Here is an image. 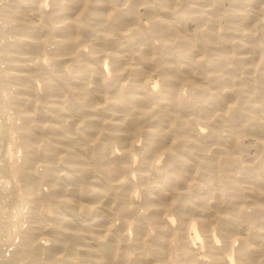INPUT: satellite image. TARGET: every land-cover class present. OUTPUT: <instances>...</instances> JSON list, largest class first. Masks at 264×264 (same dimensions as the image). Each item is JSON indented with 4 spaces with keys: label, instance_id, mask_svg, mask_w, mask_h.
I'll use <instances>...</instances> for the list:
<instances>
[{
    "label": "bare ground",
    "instance_id": "bare-ground-1",
    "mask_svg": "<svg viewBox=\"0 0 264 264\" xmlns=\"http://www.w3.org/2000/svg\"><path fill=\"white\" fill-rule=\"evenodd\" d=\"M204 1L0 3V92L14 84L6 97L20 123L12 119L8 127L17 132L23 160L8 166L22 181L18 192L27 204L19 217L26 225L13 229L20 239L0 264H264L258 258L264 254V105L252 96L231 99L237 92L232 84L224 89L225 76L203 75L195 65L202 42L210 41L204 56L229 64L231 77L243 83L264 77L248 57L259 51L264 59V47L256 49L259 42L244 24L245 9L260 1L229 0L231 28L222 33L212 29L221 3L208 0L207 7ZM137 5L161 18L149 26L157 46L136 17ZM180 12L202 25L204 19L202 40L179 33ZM5 31L13 32L11 39ZM173 44L183 55H173ZM154 54L159 78L149 83L139 65ZM215 65L211 70L222 68ZM34 77L42 78L41 91ZM220 78L225 84L214 85ZM183 82L191 84L181 92ZM239 125L241 133L257 136L259 164L235 151ZM221 163L228 181L222 189L208 183ZM226 192L237 198L230 209L222 202Z\"/></svg>",
    "mask_w": 264,
    "mask_h": 264
},
{
    "label": "rangeland",
    "instance_id": "rangeland-1",
    "mask_svg": "<svg viewBox=\"0 0 264 264\" xmlns=\"http://www.w3.org/2000/svg\"><path fill=\"white\" fill-rule=\"evenodd\" d=\"M3 0H0V3L2 2ZM211 1V0H210ZM209 1V2H210ZM260 1V3L258 4V6L255 8V7H249L248 6V11H247V9H245L246 10V13H247V17H246V21H245V26H247L246 28H245V26H244V28H245V31L248 33V34H250L251 36H253L254 38H256V39H259L258 41H256V39H253V41L254 42H259L258 43V45L256 46V45H254V46H256V49H260V48H263L264 47V39H263V37H264V34H263V25H264V3H262V2H264V0H259ZM206 2H207V4H208V0H205L204 1V3H205V5H206ZM218 3H221V4H219V8H218V12L217 13H219L220 11V13L219 14H217L216 13V11H217V9H216V7H215V11L212 13V17H215L214 19L212 18V20H213V28L212 29H214L215 28V31L216 32H223L224 30H226V31H224V32H227L228 31V28H229V30H230V28H231V23L232 22H230V20H228V16H230V15H232L231 13H232V11L233 10H231V5L229 6V4H230V2H229V0H223V1H221V0H219V2ZM223 3V4H222ZM229 3V4H228ZM261 3H262V5H261ZM222 5H224V8H226V9H221V6ZM261 5V6H260ZM138 6V5H137ZM136 6V7H137ZM207 7H208V5H206ZM211 6V5H210ZM229 6V7H228ZM223 7V6H222ZM138 10L136 9V12L135 13H138V14H136V17H137V19H139L138 21H139V23L142 25L141 27L143 28V30H144V32L146 33V35L148 34H150L151 35V40H150V42L153 44V45H156L157 46V44H159V41L158 42H155V41H157L156 39H154V32L152 33V32H150V30H149V26L152 24V21H155V20H160L161 18L159 17V16H156L154 13V15L153 14H151V13H149L150 14V16H149V14H147V13H145V11H144V7L142 6V5H139L138 7ZM230 8V9H229ZM256 9V10H258V12L256 13H252V9ZM254 9H253V12H254ZM143 10V11H142ZM220 10V11H219ZM223 10V11H222ZM225 10H227V13H230V15L228 14L227 15V18H225L226 17V11ZM213 11V10H212ZM143 13V14H142ZM183 13L184 12H180V13H178L179 15L177 16L176 15V20H177V22H178V24H180L179 25V28H183V30L182 29H178V30H180L179 31V33H181L182 35H184V33H185V36H187L186 34H188V35H190L189 36V38H195L196 40H197V38L198 37H200V38H198V40H202L201 38L203 37V35H204V32H202L204 29L203 28H205L206 27V23H205V21H204V19H202V21L205 23H203V25H202V22L199 20V21H195L194 19H193V17L191 16V18H190V13L189 12H187L186 14L184 13V15H183ZM216 13V14H215ZM263 13V14H262ZM145 14V15H144ZM213 14L215 15V16H213ZM224 14H225V16H224ZM148 15V16H147ZM180 15H182V16H180ZM262 15H263V17H262ZM147 16V17H146ZM189 16V17H188ZM190 18V19H189ZM224 19H226V20H224ZM207 21V20H206ZM228 21V23H226ZM195 22H196V24L198 23V22H201V23H198V24H201V25H196L195 24ZM229 22H230V24H229ZM244 22V21H243ZM143 23H145V24H143ZM227 24H229V25H227ZM227 25V26H226ZM199 26H201V27H199ZM229 26V27H228ZM228 27V28H227ZM227 28V29H226ZM200 29V30H199ZM198 30H199V32H198ZM213 31V30H212ZM4 33H6L7 34V31H5ZM13 32L11 31V33L9 32L8 34H7V37H9V39H11L10 37H12V34ZM144 33V34H145ZM202 33V34H201ZM12 34V35H11ZM15 34V33H14ZM200 35V36H199ZM1 36V35H0ZM4 37H5V34H4ZM4 37L2 38V37H0L1 39L0 40H2V39H4ZM262 38V39H261ZM47 41V40H46ZM48 43H46L45 42V44H47V45H50L49 43H50V41L48 40L47 41ZM212 42H208V41H205V42H202V44H203V49L205 50V51H203L204 52V54L203 55H197L196 56V66L198 67V69L200 68V71H202L201 72V74H203V72H207V70H208V72H207V75L209 76V75H211V74H217L218 76H221V78H223V76H225V80L227 81V82H225V83H227V84H225L224 83V79H219V80H216V82L215 81H213L214 82V85H217L218 84V82H219V84L220 85H222L223 86V84H222V81H223V83L225 84V85H231V87H233V89H235V91L237 92V95L236 94H234L233 96H231L230 98L231 99H235V97H236V99H244L243 101L245 102V100H246V98H248L247 100H249L250 98L252 99V97H254L253 99L254 100H256L258 103H260V104H262V105H264V96H263V92L261 91V89L259 88L260 87V83H262V82H264L263 80H264V77H262V76H256L255 74H256V72H255V74H254V72L252 71L251 73H253L256 77L255 78H253L254 76L252 75V74H249L250 76L252 75V78L251 79H249V80H246V82H247V85H246V82L245 83H243V80H240V79H238L237 80V75H234L233 77H231V73L230 72H228V74H227V72H226V69L230 66L229 64H220V63H218V62H210V60H208L204 55H207V54H209V53H206V52H210L211 50H209L208 51V45H210ZM225 43L226 44H228V45H230L231 44V42L230 41H225ZM172 45V44H171ZM170 45V46H171ZM124 46H126V48H128V43H127V45H124ZM173 47H174V49H173V55L175 56V57H179V56H181V55H183V53L181 52V51H179V47H177V45L176 44H173ZM177 48H178V50H177ZM152 47H150L149 48V51H151L152 52ZM155 49V48H154ZM155 50H157V49H155ZM234 51V50H233ZM181 52V53H180ZM0 53H1V51H0ZM229 53V52H228ZM227 53V54H228ZM232 53V54H231ZM260 52L258 51H256V53L255 52H250V53H248V57L249 58H251L250 60V62H249V64H250V66H253V67H263L261 70V73L262 74H264V59H262L261 58V56L260 55H258ZM169 54V53H168ZM184 54L186 55L187 53L186 52H184ZM233 54H234V52H231L230 51V53H229V55H231V56H233ZM172 55V56H173ZM263 55H264V53H263ZM42 56L44 57L45 55H41V57H40V59L42 58ZM152 57L151 58H147V61H144V62H142V63H140V65L139 66H141L142 67V69L143 70H145V72H144V74L145 73H147L146 75V77H147V81L149 82V83H152L155 79H158L159 77V75L157 74V70H156V67L154 68V66H155V64H154V60H156L157 58H158V55H156V54H154V55H151ZM45 58V57H44ZM43 58V59H44ZM264 58V57H263ZM43 59H41V60H43ZM252 59L254 60L253 62H252ZM45 60V59H44ZM217 63V64H216ZM2 64H3V67H2ZM5 64V62L2 60V59H0V67H2V68H4V65ZM214 64H216L215 66L216 67H218V66H221V67H219V68H221L220 70H217V68L216 67H212V69H214V68H216V69H214V70H211V66ZM219 64V65H218ZM154 65V66H153ZM224 65V66H223ZM210 66V68L208 69V67ZM243 66H245V64H243ZM154 68V69H153ZM218 68V69H219ZM202 69V70H201ZM206 69V70H205ZM225 69V70H224ZM151 70V71H150ZM230 73V74H229ZM206 74V73H205ZM205 74H203V75H205ZM262 74H260V75H262ZM242 75H244V73H242ZM39 75H36V77H38ZM153 76V77H152ZM228 76V77H227ZM230 76V77H229ZM155 77V78H154ZM39 78V77H38ZM41 78V77H40ZM226 78H228L229 80H231V81H229L228 79H226ZM231 78H233V79H231ZM171 79H173V78H170V80ZM254 79V80H253ZM258 79H260V81L262 80V82H260V81H258ZM40 80H42V78L41 79H36L35 77H34V79H33V82H34V84H35V87L36 88H39L40 89V91H41V87L40 86H42L41 84H43V81H40ZM37 81V82H36ZM39 81H40V83H39ZM173 81H174V79H173ZM218 81V82H217ZM242 81V82H241ZM251 81V82H250ZM231 82V83H230ZM236 82V83H235ZM239 82V83H238ZM39 83V84H38ZM212 83V82H211ZM229 83V84H228ZM188 84H191V83H188V82H183V83H181L180 84V91L181 92H183L184 91V87H188L189 85ZM249 84V85H248ZM262 84H264V83H262ZM11 85V86H10ZM14 85V84H13ZM12 85V83L10 84H6L1 90H2V92H3V94H2V92H0V94H1V96H0V193H2V196H1V194H0V223H1V225H0V235L5 231L6 232V234H5V232L1 235V241H0V256H9V255H7V254H11V252L13 251V247L15 248V245H16V242H18L19 241V239H20V236L18 235V234H14V232H15V230H13V229H15V227H17V225L19 224V225H23V227L26 225V223H27V219L25 220V218L23 219H20L19 217L21 216V213H23L24 212V210H25V208L24 207H26L27 208V204H25V203H23L24 201L22 200V199H20V192H18V191H21L22 192V190L24 191V189H23V184H22V181H21V183H19L20 181H18L19 180V177H17V176H15V174H10L11 172L12 173H15V168H13V167H11V168H13V170H15V171H13V170H10V168H9V166L11 165L12 166V163L13 162H15V159L17 158L18 159V161H21L19 164H21L22 165V148H20L21 146H20V144L18 145V142H19V138L18 137H16V136H18L16 133L17 132H15L16 130L15 129H12L13 127H8V125H10L11 124V122L10 121H16V122H18V123H20L19 121H20V118H19V114L17 113V110H16V106H14V104L12 105V103H8V97H6L7 96V92L12 88V87H14ZM194 85H195V83H194ZM220 85H217V86H219L220 87ZM224 85V89H231V88H229V86L227 87V86H225ZM247 86V87H244V86ZM242 86L244 87V88H242ZM210 87V86H209ZM218 87V88H219ZM7 88H9V89H7ZM189 88V87H188ZM246 88H248V90H249V88H250V90L248 91V93H247V90H246ZM38 89V90H39ZM182 89H183V91H182ZM241 89H243V90H241ZM245 89V90H244ZM6 90H7V92H6ZM241 92H240V91ZM192 91H194L193 89H192ZM6 92V93H5ZM246 93L245 95L244 94H242V93ZM6 94V95H5ZM241 94H242V96H241ZM246 95H248V96H246ZM252 96V97H251ZM3 97V98H2ZM229 98V99H230ZM230 99V100H231ZM252 99V100H253ZM258 99V100H257ZM3 100V101H2ZM242 100H240L241 101V104L243 103V104H245ZM166 101V100H165ZM232 101V100H231ZM2 102V103H1ZM5 105V106H3V105ZM242 104V105H243ZM8 106V107H7ZM10 106V107H9ZM15 107V108H14ZM14 108V109H13ZM3 109V110H2ZM14 110V111H13ZM13 112V113H12ZM2 113V114H1ZM16 114V115H15ZM13 115V116H12ZM18 115V116H17ZM168 115V117L166 118L167 120H170V114H167ZM11 116V117H10ZM9 117V118H8ZM14 117V118H13ZM18 119H17V118ZM8 118V119H7ZM12 119H14V120H12ZM19 120V121H18ZM14 121V122H15ZM167 123H168V121H167ZM240 123H241V120H240ZM7 124V125H6ZM5 125H6V127H5ZM11 126V125H10ZM168 126H169V128L171 129V130H173V131H176L177 129V124H174V123H171L170 121H169V123H168ZM9 128V129H8ZM10 128L14 131H12V133H11V131H8V130H10ZM240 128V133H238L236 136H234V138H236V146H235V151H237V150H241L242 151V153H244V155H246V158H250L249 160H254V163H256V161L258 160L257 158H255V156H258V157H261L262 156V154L261 153H263V148L261 149L260 147H258L259 145H258V138H257V136L256 135H253L252 136V133H246V134H249V135H246L245 133H241L242 131L241 130H243V129H241L242 127H240V125H239V127H238V129ZM244 132V131H243ZM13 133H15V134H13ZM8 134V135H7ZM12 135V136H11ZM13 135L15 136V137H13ZM11 136V137H10ZM12 137H13V139H12ZM17 138H18V140H17ZM256 138V139H255ZM12 141H11V140ZM16 139V141H18V142H16V141H14ZM10 142V143H9ZM13 142V143H12ZM257 142V143H256ZM16 144V146L15 147H13L15 144ZM12 144V145H11ZM14 144V145H13ZM9 145V146H8ZM258 145V146H257ZM260 149V151H259V149L257 148V147ZM17 147V148H16ZM19 147V148H18ZM10 148H11V150H10ZM239 148V149H238ZM241 148H243L244 150H242ZM15 150V151H14ZM19 150V151H18ZM258 150V151H257ZM13 151H14V153H13ZM16 152V153H15ZM255 152H259V153H257V155H256V153ZM8 153H10V154H8ZM12 154V155H11ZM8 155V156H7ZM18 155L21 157H18ZM14 158L13 160H11V158ZM252 158V159H251ZM257 159V160H256ZM11 161H13L12 163H11ZM258 162V161H257ZM16 164H18V162H17V160H16V162H15ZM2 164V165H1ZM258 164H259V162H258ZM5 165V166H4ZM9 165V166H8ZM223 163H221V164H216V171H217V177L219 178H216V176L214 175V177H215V179H214V177L210 180V182H208L210 185H219L220 186V189H222L224 186L223 185H228L227 183H228V181H225V175H224V173H223V171H222V168H223ZM3 166H4V169H3ZM23 166V165H22ZM22 166H18V168L19 167H22ZM8 167V168H7ZM17 168V169H18ZM1 169H3V170H1ZM5 170V171H4ZM7 170V171H6ZM238 173V172H237ZM9 176H8V175ZM14 176V177H13ZM17 178V180H15ZM15 181V182H14ZM18 181V186H21L22 187V189H17V188H19L18 186H17V182ZM212 181H213V183H212ZM212 183V184H211ZM20 187V188H21ZM226 188L228 187V186H225ZM2 188V189H1ZM7 189V190H6ZM14 189V190H13ZM5 190V191H4ZM11 193H10V192ZM14 191H15V193H14ZM5 192V193H4ZM13 192V193H12ZM220 192H222L223 193V190H220ZM17 193H19L18 195H17ZM8 194H10V195H8ZM8 195V196H7ZM13 195H14V197H13ZM16 195V196H15ZM11 196V197H10ZM19 196V197H18ZM8 197H9V199H8ZM225 198H222V202H227L228 203V205H227V209H230V205H232V201H237V198L235 197V196H232V197H230V195H228V193L226 192V194H225V196H224ZM6 200H5V199ZM17 198V199H16ZM19 198V199H18ZM229 199V200H228ZM233 199V200H232ZM4 200V201H3ZM14 200V201H13ZM15 200H17L18 202H20L19 204H17L18 202L17 201H15ZM22 200V201H21ZM225 200H227V201H225ZM235 201V202H236ZM13 202V203H12ZM14 202H16V203H14ZM21 202H22V208L20 207L21 206ZM4 203V204H3ZM8 203V204H7ZM10 204V205H9ZM25 204V205H24ZM7 205V206H6ZM23 205H24V207H23ZM15 208H14V207ZM18 206H19V208L21 209H18ZM12 209V210H11ZM14 209V210H13ZM23 209V210H22ZM5 210V211H4ZM15 210H18V211H15ZM220 210V209H219ZM3 211H4V213H3ZM20 211V212H19ZM22 211V212H21ZM218 211V210H217ZM228 211H230V210H228ZM9 212H11V213H9ZM17 212H19L20 214H19V216L17 215L18 213ZM221 212V210L219 211V212H216V214H221L220 213ZM211 213H214V211H212ZM6 214V215H5ZM10 216H9V215ZM11 214H13V215H11ZM15 214V215H14ZM13 218H12V217ZM16 216H18V217H16ZM2 217V218H1ZM12 218V220H11V218ZM211 218V216L209 215V219ZM4 219V220H3ZM10 219V220H9ZM17 221H16V220ZM20 220H22V221H20ZM26 222H25V221ZM6 221V222H5ZM15 221V222H14ZM4 222V223H3ZM10 222H11V224H10ZM13 222V223H12ZM17 222V223H16ZM19 222H21V223H19ZM6 223V224H5ZM15 223H16V225H15ZM5 224V225H4ZM13 227H12V226ZM6 226H8V227H6ZM213 226V224L211 225V226H209V227H212ZM244 226V225H243ZM2 227V228H1ZM1 229H2V231H1ZM8 231H7V230ZM213 229V228H212ZM248 230H251V228L248 226ZM124 231L125 232H128V230H126V229H124ZM2 232V233H1ZM12 234V235H11ZM5 235V236H4ZM11 235V236H10ZM2 236H4V237H2ZM13 237V238H12ZM6 238V239H5ZM19 238V239H18ZM9 239V240H8ZM10 239H12L11 241H10ZM5 240V241H4ZM8 240V241H7ZM200 239H197L196 240V244L197 245H199L200 244V242L201 241H199ZM15 241V242H14ZM7 243V244H6ZM13 243H14V245H13ZM6 246H5V245ZM10 244V245H9ZM3 245V246H2ZM9 245V246H8ZM2 247V248H1ZM10 247V248H9ZM2 249V250H1ZM8 250V251H7ZM2 251H5L4 253L2 252ZM11 251V252H10ZM2 252V253H1ZM258 258H260V260L261 261H264V254H261Z\"/></svg>",
    "mask_w": 264,
    "mask_h": 264
}]
</instances>
